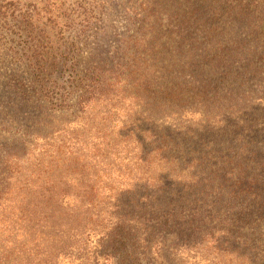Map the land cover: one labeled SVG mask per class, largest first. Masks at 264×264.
I'll list each match as a JSON object with an SVG mask.
<instances>
[{
  "label": "trees",
  "instance_id": "16d2710c",
  "mask_svg": "<svg viewBox=\"0 0 264 264\" xmlns=\"http://www.w3.org/2000/svg\"><path fill=\"white\" fill-rule=\"evenodd\" d=\"M175 1V18L184 26L201 22L208 6L245 18L248 7L264 3ZM12 4L0 0L1 8ZM161 31L157 17L144 22L136 36L142 52L122 65L92 62L80 70L77 58L65 57V78L46 77L41 55L23 58L43 82L47 108L82 114L95 133L37 132L0 149V264H143L165 232L174 235L181 221L216 208L206 198L238 200L249 193L246 169L253 160L246 145L234 143L247 124H206L197 133L184 124L192 119L181 99L193 95V86L168 84L170 73L156 70L148 46ZM124 162L134 176L112 196L114 186L99 172Z\"/></svg>",
  "mask_w": 264,
  "mask_h": 264
},
{
  "label": "rangeland",
  "instance_id": "374dc122",
  "mask_svg": "<svg viewBox=\"0 0 264 264\" xmlns=\"http://www.w3.org/2000/svg\"><path fill=\"white\" fill-rule=\"evenodd\" d=\"M10 2L6 9L0 7V149L18 145L20 135L37 132L95 133L92 121L83 120L82 114L63 115L47 108L43 82L23 58L43 56L44 75L52 79L67 76L65 57L77 58L80 70L92 62L122 65L142 52L138 30L157 17L162 31L148 46L156 70L170 73L168 84L193 86V95L181 99L190 112L187 119H192L184 124L196 133L206 124L215 129L247 124L238 129L234 143L250 150L253 163L246 176L253 183L238 200L216 194L206 198L217 203L216 208L181 221L174 235L165 232L163 243L156 244L153 257L143 264H264V3L248 7L251 17L245 18L229 14L220 4L208 6L201 22L192 19L184 26L175 18V0ZM99 174L114 186L112 196L134 176L127 162Z\"/></svg>",
  "mask_w": 264,
  "mask_h": 264
}]
</instances>
